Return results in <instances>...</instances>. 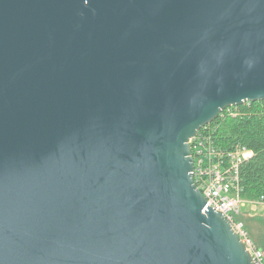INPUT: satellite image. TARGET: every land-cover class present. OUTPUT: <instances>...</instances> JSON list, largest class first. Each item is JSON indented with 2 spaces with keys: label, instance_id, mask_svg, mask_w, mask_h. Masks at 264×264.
Masks as SVG:
<instances>
[{
  "label": "water",
  "instance_id": "obj_1",
  "mask_svg": "<svg viewBox=\"0 0 264 264\" xmlns=\"http://www.w3.org/2000/svg\"><path fill=\"white\" fill-rule=\"evenodd\" d=\"M264 100V0H0V264H255L190 140Z\"/></svg>",
  "mask_w": 264,
  "mask_h": 264
},
{
  "label": "built area",
  "instance_id": "obj_2",
  "mask_svg": "<svg viewBox=\"0 0 264 264\" xmlns=\"http://www.w3.org/2000/svg\"><path fill=\"white\" fill-rule=\"evenodd\" d=\"M236 107H229L226 111L237 116L239 109ZM215 130L208 124L190 140L194 181L206 199V207L220 211L245 244L254 263L264 264V251L257 247L240 218L244 213L242 208L247 204L264 205L263 199L249 201L242 196L241 165L254 153L245 146L222 147Z\"/></svg>",
  "mask_w": 264,
  "mask_h": 264
},
{
  "label": "trees",
  "instance_id": "obj_3",
  "mask_svg": "<svg viewBox=\"0 0 264 264\" xmlns=\"http://www.w3.org/2000/svg\"><path fill=\"white\" fill-rule=\"evenodd\" d=\"M236 108L239 109L237 116L224 110L209 125L216 128L215 134L222 147L233 149L245 146L253 151V156L241 165L242 196L248 200H264V101ZM245 213L247 212L243 214ZM245 226L251 236L246 223ZM254 242L263 250L255 240Z\"/></svg>",
  "mask_w": 264,
  "mask_h": 264
},
{
  "label": "rangeland",
  "instance_id": "obj_4",
  "mask_svg": "<svg viewBox=\"0 0 264 264\" xmlns=\"http://www.w3.org/2000/svg\"><path fill=\"white\" fill-rule=\"evenodd\" d=\"M242 211L247 212L242 218L248 225L252 238L264 250V205L250 203L243 207Z\"/></svg>",
  "mask_w": 264,
  "mask_h": 264
}]
</instances>
